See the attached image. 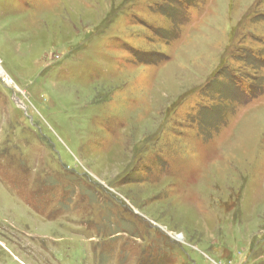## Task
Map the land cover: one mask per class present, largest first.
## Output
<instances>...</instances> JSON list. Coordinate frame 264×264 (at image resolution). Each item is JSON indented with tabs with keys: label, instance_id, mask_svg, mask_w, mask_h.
I'll list each match as a JSON object with an SVG mask.
<instances>
[{
	"label": "rangeland",
	"instance_id": "374dc122",
	"mask_svg": "<svg viewBox=\"0 0 264 264\" xmlns=\"http://www.w3.org/2000/svg\"><path fill=\"white\" fill-rule=\"evenodd\" d=\"M0 264H264V0H0Z\"/></svg>",
	"mask_w": 264,
	"mask_h": 264
}]
</instances>
